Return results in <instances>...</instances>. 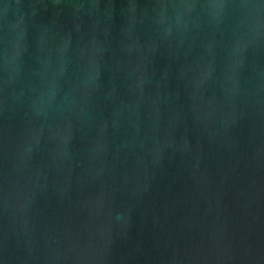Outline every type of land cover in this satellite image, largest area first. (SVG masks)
<instances>
[{"label": "water", "instance_id": "1", "mask_svg": "<svg viewBox=\"0 0 264 264\" xmlns=\"http://www.w3.org/2000/svg\"><path fill=\"white\" fill-rule=\"evenodd\" d=\"M0 264H264V0H0Z\"/></svg>", "mask_w": 264, "mask_h": 264}]
</instances>
